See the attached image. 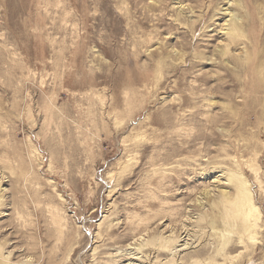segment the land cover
<instances>
[{
  "label": "rangeland",
  "instance_id": "374dc122",
  "mask_svg": "<svg viewBox=\"0 0 264 264\" xmlns=\"http://www.w3.org/2000/svg\"><path fill=\"white\" fill-rule=\"evenodd\" d=\"M226 1L0 0L3 264H120L146 226L153 238L179 221L215 165L250 182L258 239L239 242L207 201L176 260L264 264V0L233 7L241 59L215 47Z\"/></svg>",
  "mask_w": 264,
  "mask_h": 264
},
{
  "label": "bare ground",
  "instance_id": "6f19581e",
  "mask_svg": "<svg viewBox=\"0 0 264 264\" xmlns=\"http://www.w3.org/2000/svg\"><path fill=\"white\" fill-rule=\"evenodd\" d=\"M237 3V0H227L224 3L226 7L219 8L220 11L218 13V17L215 19V21L213 20L212 25L214 26L213 30L215 31V35H217L215 47L222 51L221 54H230L233 57L241 59L243 55H245L243 53L247 54L248 45L244 40L245 36L242 29L243 23L237 12L233 9ZM175 9L179 14L187 15L188 13H191L189 12L190 9L188 5L183 2H177ZM212 168L214 170L217 169L218 174L210 178L212 180H210L208 182L209 184L203 188L204 190L201 192V194H198L199 196L187 203L184 208V214L181 216V218L179 217V221H176L173 226V224L170 222L165 223V219L164 221L158 220L156 226L160 224L161 229L159 230V234H157L158 236L153 238L149 235V233H152V229H148L146 226V228L143 229L137 237L132 239L133 241L129 243L125 249L119 250L117 252L119 254L123 253L124 256V259L121 260L120 264H136L135 262L137 261L139 262L138 264H148L150 257L142 256L141 254H138L139 252L133 251L134 246L135 250L137 249L138 251L143 247L153 246V248H155L158 252L167 253V257L164 259H161L160 257V259H158V257H154L152 261L153 264L180 263L181 261L178 262L176 260V256L183 250L195 247L197 244H194L199 240L202 231H204L203 229L205 227H202V224L206 218L205 211L207 212L208 209H205L207 201H211V204L209 203L207 206L212 205L216 208L220 207L219 212L221 215V220L225 225H229L228 223L231 220L238 222L239 242L242 244L245 242L251 244L256 243L258 239L257 234L262 228L260 223L261 212L256 204L255 195L252 191L253 188L251 189L250 182L244 176L242 169H240L238 166H235L233 169H228L215 165L212 166ZM252 172L254 173V171ZM254 178V181H256L258 186V190L261 191L264 189V185L262 184V181H260L258 172L254 173ZM208 215L209 213L207 216ZM154 228L155 226L153 229ZM211 228H213V226H211ZM226 241L227 239L223 245L226 243ZM222 249L223 248H220V250ZM208 261H210V259H208ZM2 262L3 259L0 255V264H3ZM213 262L214 261H212V263ZM202 263L204 264V262Z\"/></svg>",
  "mask_w": 264,
  "mask_h": 264
}]
</instances>
